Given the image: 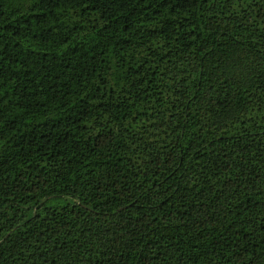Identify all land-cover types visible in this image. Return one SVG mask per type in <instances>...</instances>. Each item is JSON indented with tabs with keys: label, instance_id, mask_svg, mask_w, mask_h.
Masks as SVG:
<instances>
[{
	"label": "trees",
	"instance_id": "obj_1",
	"mask_svg": "<svg viewBox=\"0 0 264 264\" xmlns=\"http://www.w3.org/2000/svg\"><path fill=\"white\" fill-rule=\"evenodd\" d=\"M0 264H264V0H0Z\"/></svg>",
	"mask_w": 264,
	"mask_h": 264
}]
</instances>
